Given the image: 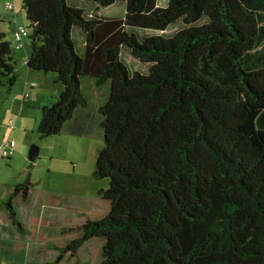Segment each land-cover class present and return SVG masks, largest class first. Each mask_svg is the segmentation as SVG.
I'll return each instance as SVG.
<instances>
[{
	"label": "trees",
	"instance_id": "16d2710c",
	"mask_svg": "<svg viewBox=\"0 0 264 264\" xmlns=\"http://www.w3.org/2000/svg\"><path fill=\"white\" fill-rule=\"evenodd\" d=\"M117 1L24 0L28 65L64 85L41 108L40 137L88 106L86 78L109 85L94 176L109 179L110 212L50 245L59 254L47 264L93 237L105 238L100 264H264V0H124V16L101 12ZM180 21L171 36L138 34ZM128 51L147 71L132 70ZM12 53L0 31V98L18 80ZM30 185L2 203L23 233L13 200Z\"/></svg>",
	"mask_w": 264,
	"mask_h": 264
},
{
	"label": "crops",
	"instance_id": "0c3cea01",
	"mask_svg": "<svg viewBox=\"0 0 264 264\" xmlns=\"http://www.w3.org/2000/svg\"><path fill=\"white\" fill-rule=\"evenodd\" d=\"M7 4L3 0H0V12L4 8V12L9 10L14 15V19H10L9 14L4 13L3 21L8 23V27L11 30L13 38V44H11L13 45L12 55L18 72V80L11 93L7 94L5 93V89L2 90L3 94L0 98V141L6 138V136H2L4 128L8 129L10 137L19 132L24 136V133H27L30 127L31 129L34 128V126H31V123L37 121V125H39L42 117V106L54 103L64 88V85L59 83L55 75H50L52 73H44L29 67L28 59L32 52V43H30L27 37L21 46H17L13 32L20 23L14 13L15 5L13 4L14 9H9ZM0 31L5 32L6 38L8 37L5 30ZM74 36L77 51L83 53L86 44L85 34L80 29H76ZM29 88H34L36 91L29 92ZM86 89L90 91L92 99L93 97L94 99L90 101V97L86 94L89 99L88 106L77 109L73 119L64 127L62 132L66 130L65 132L67 133L88 135L90 129L96 126V123L100 124L102 116L97 118L96 115V119H94V113L89 110V106L93 101L95 113L97 111L100 113V107L109 94V85L100 88L96 86L94 79L88 77L86 78V85H84V90ZM26 92L29 93L27 101H25ZM29 99L32 100V104H28ZM12 120H14V123L11 122ZM13 125L14 127H12ZM16 145L17 149L15 153L19 154L22 150L23 139L21 142L19 140V143ZM12 156L6 159H11ZM29 182L31 184V181ZM13 190L12 188L7 191L4 198L0 199V259L5 260L7 264H47L56 260L58 253L56 255L52 253L53 258L51 260L39 257L37 255L39 253L37 247L44 245L50 237L56 236L57 238L58 233H66L67 238L64 239L63 245L58 244L59 246L66 245L70 240L84 234L82 229L71 230V228L81 226L88 219H101L111 209V202L107 198L101 200L93 209V204L82 205V203H78L75 205L69 202L64 193L60 192L58 194L50 189L36 191L37 189L30 185L27 199H23L22 193H20L13 200V203L19 202V209L18 207L16 209L25 228V232L23 233L13 224L9 211L2 204L6 202ZM3 226L17 228L21 241L17 243L8 237L5 238ZM104 244L105 238L93 237L79 249L77 257H71L67 254L58 264H76L77 259L83 260L82 250L87 245L93 246L90 252L96 256L98 247H103Z\"/></svg>",
	"mask_w": 264,
	"mask_h": 264
},
{
	"label": "rangeland",
	"instance_id": "374dc122",
	"mask_svg": "<svg viewBox=\"0 0 264 264\" xmlns=\"http://www.w3.org/2000/svg\"><path fill=\"white\" fill-rule=\"evenodd\" d=\"M3 1L15 5L14 13L18 22L27 26L31 33L30 23L27 19L26 11L23 8L24 0ZM168 2L169 0L157 1L161 6L167 5ZM101 12L109 16L122 17L126 13V3L124 0H119L111 6L101 9ZM4 13H8L10 19H14V15L12 11L6 10L4 12V8L1 9L0 30H5L7 32V39L13 44V38L8 23L3 21ZM205 21H207L206 18L203 19V22ZM6 22L8 21L6 20ZM182 27H184V24L180 21L170 26L165 31L140 30L138 34L139 36H145L159 33L171 36ZM28 40L32 43L31 38H28ZM124 59L130 63L132 70L139 69L147 71V64H142L138 60H135L129 51L124 53ZM59 83L62 82L59 81ZM28 90L29 92L36 91L34 88H29ZM84 92L90 97V101L94 99V97L92 99L90 91L86 89ZM28 104H32L31 99H29ZM93 105L92 101L89 110L94 113L93 117L96 119V115L97 118L102 115L98 111L95 113V107ZM31 126H34V128L31 129L30 127L27 133H24V136L19 132L11 137L15 139L16 144L19 143V140L21 142L23 139L22 150L20 153H15L11 159L5 158L0 161V199L4 198L7 191L12 188L14 189L16 185L22 184L28 180L31 181L33 188L37 189L36 191L50 189L58 194L60 192L64 193L69 202L75 205L78 203H82V205L93 204L94 209L101 200L106 199L102 195L101 190L108 188L109 179H98L94 176L97 150L104 144L103 131L99 123H96V126H93V128L90 129L88 135L67 133L65 132L66 130H64L60 134L47 138L40 137L37 131V121L31 123ZM2 136H6L5 139L10 137L7 128H4ZM33 146H38L40 149L34 160L29 157L30 150ZM13 204L19 209L18 201ZM3 230L5 231V238L8 237L10 240L17 243L21 241L17 228L3 226ZM69 232L71 231L69 230ZM65 238H67L66 233H58L57 238L56 236L50 237L44 245L37 247L39 251L37 255L41 258L44 257L51 260L53 258L52 253L56 255L57 253L59 254V251L50 248V245H63ZM91 248H93L91 245L84 247L82 250L83 260L77 259L76 264H98L101 262L103 247H98V253L96 256L90 252ZM0 264H7V262L0 259Z\"/></svg>",
	"mask_w": 264,
	"mask_h": 264
},
{
	"label": "built area",
	"instance_id": "2783aa9c",
	"mask_svg": "<svg viewBox=\"0 0 264 264\" xmlns=\"http://www.w3.org/2000/svg\"><path fill=\"white\" fill-rule=\"evenodd\" d=\"M7 7L9 9H14L13 3H8ZM30 32L27 26L23 24H18L13 32L14 40L17 43V46H21L25 38L29 36ZM29 93H25V101H27ZM14 123V120L11 121ZM14 127V125L12 126ZM16 150V141L15 139L9 137L0 141V161L5 158L11 157Z\"/></svg>",
	"mask_w": 264,
	"mask_h": 264
},
{
	"label": "water",
	"instance_id": "95a60500",
	"mask_svg": "<svg viewBox=\"0 0 264 264\" xmlns=\"http://www.w3.org/2000/svg\"><path fill=\"white\" fill-rule=\"evenodd\" d=\"M39 147L38 146H33L32 148H31V150H30V153H29V157H30V159H32V160H34L36 157H37V155H38V153H39Z\"/></svg>",
	"mask_w": 264,
	"mask_h": 264
}]
</instances>
